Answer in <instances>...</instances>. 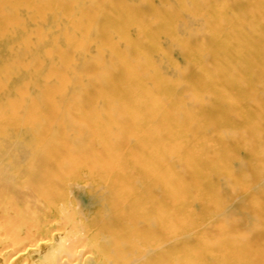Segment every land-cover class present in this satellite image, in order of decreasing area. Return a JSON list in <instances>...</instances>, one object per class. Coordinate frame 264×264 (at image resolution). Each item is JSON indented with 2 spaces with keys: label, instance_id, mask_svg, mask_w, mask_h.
Returning <instances> with one entry per match:
<instances>
[{
  "label": "bare ground",
  "instance_id": "bare-ground-1",
  "mask_svg": "<svg viewBox=\"0 0 264 264\" xmlns=\"http://www.w3.org/2000/svg\"><path fill=\"white\" fill-rule=\"evenodd\" d=\"M0 264H264V0H0Z\"/></svg>",
  "mask_w": 264,
  "mask_h": 264
}]
</instances>
